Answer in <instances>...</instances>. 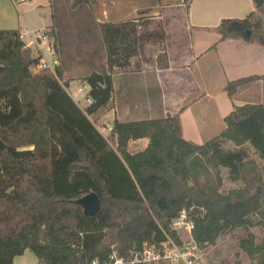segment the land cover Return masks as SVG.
<instances>
[{"label":"trees","instance_id":"1","mask_svg":"<svg viewBox=\"0 0 264 264\" xmlns=\"http://www.w3.org/2000/svg\"><path fill=\"white\" fill-rule=\"evenodd\" d=\"M91 3L72 0V7H89L85 31L104 47L108 69L83 77L92 100L84 110L64 80L70 67L52 3L45 34L59 61L55 71L36 69L41 56L26 45L19 29H0V264H14L26 249L39 264H112L115 251L125 256L168 236L182 244L172 223L183 210L194 221L199 248L215 245L227 231L260 228L261 242L248 231L240 248L264 264V166L247 148L254 145L264 160V105L234 104L224 118L225 129L201 145L183 137L184 108L161 118L115 119L114 149L89 115L111 108L114 70L128 68L146 43L165 36L161 23L149 28L151 19L143 14L149 10L101 22ZM217 31L221 40L242 37L264 46V4L244 18L223 19ZM156 63L169 68L165 50ZM256 80H264V74L229 81V98ZM141 138H148L147 146L131 152L129 142ZM229 142L233 148L226 149ZM222 168L242 186L221 193ZM91 191L102 207L87 216L75 200Z\"/></svg>","mask_w":264,"mask_h":264},{"label":"crops","instance_id":"2","mask_svg":"<svg viewBox=\"0 0 264 264\" xmlns=\"http://www.w3.org/2000/svg\"><path fill=\"white\" fill-rule=\"evenodd\" d=\"M121 2L123 4H119L120 6L128 3L125 0ZM46 5L49 6V0H0V29H19L27 46L44 55L42 49L46 43L47 49H51L49 41L41 38L38 46L31 44V41L47 31L52 23L50 12L51 23L48 24L47 14L43 11ZM19 6L23 7L22 12ZM127 7L121 10L122 14ZM257 8L254 0H156L153 6H146L144 11H153L151 21L158 19L161 23L165 39L162 42L146 43L147 46L153 43L162 46L150 62L144 59L139 62L134 56L128 68L117 73V69L114 70V105L106 109L104 114L108 123L111 120L114 122L115 119L130 122L161 118L168 114L175 115L184 108L180 113L183 137L201 145L225 129L224 118L232 111L234 104L264 105V80L239 86L232 99L225 89L229 81L264 74V46L242 37L221 40L217 31L223 19H241ZM139 9H135L130 15L123 14L125 17L104 21L135 18L142 15L136 13ZM201 33L209 35L207 42L197 39ZM164 50L168 53L169 68L159 69L156 58ZM214 67H219L218 78L208 82L205 71ZM197 70H201V73ZM227 71H233L235 75L226 77ZM118 73L124 77L120 89L115 85V75ZM141 82L143 85L140 86ZM220 97H227L231 102L226 110H203L202 115L194 114L190 118L188 128L185 127L183 116L189 109L204 101L217 106ZM158 111L162 114L161 117H148L149 112L159 114ZM112 127L113 125L110 128ZM148 143V138L132 140L129 142V148L136 147L135 152H138Z\"/></svg>","mask_w":264,"mask_h":264},{"label":"rangeland","instance_id":"3","mask_svg":"<svg viewBox=\"0 0 264 264\" xmlns=\"http://www.w3.org/2000/svg\"><path fill=\"white\" fill-rule=\"evenodd\" d=\"M123 1V0H122ZM124 5L121 4V0H92L91 6L94 11L95 17L97 20H115L124 15H130L139 9L136 13L139 15L142 14L146 6H153L156 3V0H125ZM58 14L57 24L60 30L62 31V36L64 39L65 45V56L67 62L69 63V70L65 73L64 80L68 81L67 90L80 106L81 109H86L88 103L86 102L88 85L83 80V77L90 74L93 70L106 71L108 68L106 53L104 47L100 42L94 38L90 33L86 32L87 28V18L89 13V7L83 6L81 9H74L72 7V0H49V6H44L43 11L47 14V22L50 20L49 12L51 15L52 6ZM117 4L116 6L113 4ZM123 4V3H122ZM129 4V5H128ZM19 5V4H18ZM128 6L123 14L121 10ZM20 7L22 12L23 7ZM143 7V8H142ZM50 8V9H49ZM153 11H148L146 16L151 17ZM136 14H134L135 16ZM128 17V16H127ZM90 21V20H89ZM152 24L149 25V28H152L155 24L158 23V19L152 20ZM51 21L48 22L50 24ZM47 32V31H44ZM32 37V36H31ZM197 39L209 40V35H203V33L197 36ZM47 42V41H46ZM161 45L153 43V45H145L143 48V54L141 56H136L139 62L142 59L150 62L153 60V56L156 55L157 51L161 49ZM44 56L52 61L51 53L47 49V43L43 46ZM33 51V50H32ZM37 55L38 51H35ZM203 68V67H202ZM219 67L209 68L205 72L208 75L207 81L210 82L211 79L215 80L218 78ZM121 69H117L115 72H120ZM198 73H201V70H197ZM235 72H226L225 76L230 77L234 76ZM123 76L121 73L115 75V85L117 89L121 88V84L124 83ZM143 85V83H139ZM146 103V102H143ZM147 104V103H146ZM145 104V105H146ZM114 105V104H113ZM231 105V102L227 97L219 98L217 106H213L211 103L206 101L197 103L193 108L183 116V123L186 128H188L190 123V118L195 114L196 116L202 115L203 110L209 109L213 112H221L226 110L227 106ZM155 109V108H154ZM106 109H101L96 113L89 115L90 120L98 128V130L107 138L109 143L113 146L114 149H117V142L112 136V131L110 127L113 125V121H107V118L104 117ZM159 112V111H158ZM150 116L148 117H161L162 114H153L149 112ZM145 147V146H144ZM143 147V148H144ZM226 149L233 148L231 143L225 145ZM249 155L251 158H254L258 161L259 164L264 166V160H262L258 153L251 143L247 144ZM131 152L137 150L136 147L129 148ZM139 151V150H138ZM222 176L224 179V185L220 189L221 193L226 194L230 189L237 188L242 186L240 182H233L228 178V169L222 168ZM205 211H203L204 213ZM248 231L253 232L257 236V242L260 243L263 238V232L260 228L255 227L250 230L245 229H235L227 231L222 234L216 241L215 245H209L204 248H197L196 250L190 251V257L194 258L196 261L201 264H257V260L250 258L241 248L240 241L241 239L247 236ZM178 235L182 240V247H180V252L173 250V248H163L160 249L159 245L155 247L148 243H144L143 249L141 251H135L133 249L129 250L125 256H119L117 251L113 253L112 258L114 261L112 264H186L184 258L181 256L183 253L184 245L190 241V236L184 228L177 230ZM116 243V244H115ZM113 246H117V242H114ZM14 264H39L38 258L36 255L29 249H26L23 254L18 255L14 258Z\"/></svg>","mask_w":264,"mask_h":264},{"label":"built area","instance_id":"4","mask_svg":"<svg viewBox=\"0 0 264 264\" xmlns=\"http://www.w3.org/2000/svg\"><path fill=\"white\" fill-rule=\"evenodd\" d=\"M41 38L48 40L47 35L45 34V32H43V33H40L38 35L37 39H33L31 41V44L38 46V41ZM49 52L51 53L52 61H49L42 53H37V55L41 56V58H40L37 66H36V69H49L51 71H55V67H56V65L59 64V61L56 58L54 51L52 49H50ZM33 53L35 54L34 50H33ZM86 102L88 104L92 103L91 98L86 97ZM110 130H112V128H110ZM172 228L174 230H176V232H177V230L184 228L186 230V232L188 233V235L190 236V241L187 242L186 245H184V248L182 249L183 253L181 254V256L184 258L186 264H201L200 262L196 261L194 258L190 257V251L196 250L199 246L195 243V241L193 239L194 221L186 210H183L180 213L179 217L173 220ZM153 246L155 247V245H153ZM159 246H160L161 250L163 248L167 247L170 249L173 248V250H175V251H179L180 247H182L183 245L177 243L173 238L168 236L167 240L161 242L159 244Z\"/></svg>","mask_w":264,"mask_h":264},{"label":"water","instance_id":"5","mask_svg":"<svg viewBox=\"0 0 264 264\" xmlns=\"http://www.w3.org/2000/svg\"><path fill=\"white\" fill-rule=\"evenodd\" d=\"M256 6L259 8L264 4V0H254ZM250 35V32H248ZM75 203L83 208L84 214L87 216H94L102 207L101 199L95 191H91L86 195L75 200Z\"/></svg>","mask_w":264,"mask_h":264}]
</instances>
